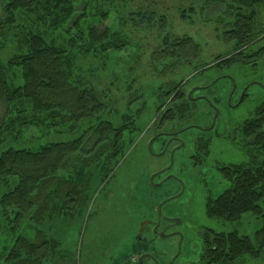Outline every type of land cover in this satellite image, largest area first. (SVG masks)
<instances>
[{
    "label": "rangeland",
    "instance_id": "obj_1",
    "mask_svg": "<svg viewBox=\"0 0 264 264\" xmlns=\"http://www.w3.org/2000/svg\"><path fill=\"white\" fill-rule=\"evenodd\" d=\"M261 1L257 17L262 23L260 30H264V0ZM95 4L109 15L105 21L96 18L92 22L125 35L129 45L106 56L81 57L76 77L83 79L85 87L98 91L106 106L102 109L105 121L120 126L124 116L132 113L136 122H129V126L140 131L132 134L133 129L128 128L132 142L129 140L131 146L126 157L92 197L85 213L80 210L79 216L73 220L65 212L54 214L48 224L31 225L25 235L34 236L38 229L47 238L58 242L59 251L50 257V264H135L139 254L144 252L150 254L156 264H200L195 245L199 246L198 238H201L203 228L216 233L238 232L242 236L254 237L263 226L261 218L245 215L234 224L222 223L211 218L206 207L207 198H216L228 187L217 167L248 162L247 148L244 152L243 147L239 148L231 140L188 129L182 133L186 143L184 153H187L185 158L181 156L184 160L176 157L174 161V157L168 154L154 158L143 150L150 136L158 132L156 126L162 119L159 116L162 110L166 108L169 112L173 104L175 107L183 103L173 99L179 90L185 91L187 98L191 88L206 86L223 74L231 77L240 88L243 84L254 85L264 78V60L257 67L248 66L247 62L219 63L239 55L236 43L224 39L230 29L228 24L234 20L232 11L221 0H96ZM180 38L193 39L199 48L190 45L179 51L172 42ZM253 46L254 49L249 48L251 52L256 47H264V35L263 42L261 36ZM9 51L2 58L6 59ZM215 63L216 67L212 68ZM216 89L231 90V85L224 79ZM250 94L240 107L230 109V113L225 103L219 123H224L228 117L236 121L248 120L264 102L258 88L252 87ZM188 106L186 114L173 110V120L164 126L178 132L189 126L206 127L211 123L214 112L206 103L190 102ZM3 111L4 104L0 100V117ZM238 123L230 121L227 131L223 127L220 129L222 134L237 138L234 129ZM41 133L32 132L29 139L37 144ZM196 136H211L208 149L194 148ZM92 149V145H87L83 151L88 154ZM193 151L198 154L197 159H203L202 164L195 166L188 159ZM165 167L170 168L172 177L165 184L158 178L152 182V174ZM68 172L71 173V169ZM156 186L158 188H154ZM163 200L169 201L161 207L160 214L182 220V224L176 227L178 235L175 238L162 239L153 233L157 223L156 210ZM61 205L59 209H62ZM69 206L70 213L73 204L70 202ZM262 208L264 211V202ZM5 245L0 241V247ZM145 262L153 264L148 260ZM238 264H264V259L247 258Z\"/></svg>",
    "mask_w": 264,
    "mask_h": 264
},
{
    "label": "trees",
    "instance_id": "obj_2",
    "mask_svg": "<svg viewBox=\"0 0 264 264\" xmlns=\"http://www.w3.org/2000/svg\"><path fill=\"white\" fill-rule=\"evenodd\" d=\"M95 1L0 0V241L6 244L0 247V264H50L59 244L38 229L27 237L31 225L48 224L54 214L65 212L73 220L80 210L85 213L131 146L127 130L136 122L132 113L120 126L105 121L106 106L98 91L76 77L81 57L98 58L129 45L125 35L92 22L109 15ZM221 3L234 18L224 39L236 43L239 54L221 64L259 62L264 48L258 53L249 48L264 35L257 17L262 1ZM172 44L181 52L190 45L199 48L191 38ZM258 107L241 129L249 161L221 171L228 187L209 199L207 213L228 224L252 215L261 218L263 226L254 237L238 232L210 235L202 264L264 259V102ZM168 114L165 122L173 120L174 113ZM37 131L42 133L35 144L29 135ZM87 145L93 149L85 154Z\"/></svg>",
    "mask_w": 264,
    "mask_h": 264
},
{
    "label": "flooded vegetation",
    "instance_id": "obj_3",
    "mask_svg": "<svg viewBox=\"0 0 264 264\" xmlns=\"http://www.w3.org/2000/svg\"><path fill=\"white\" fill-rule=\"evenodd\" d=\"M262 42H263V35H262ZM250 48L254 49V46L251 45ZM262 48H264L262 46ZM262 48L257 49V47L255 48L256 53H258ZM247 49V48H246ZM245 49V50H246ZM257 60H259V62H254L252 65H250L251 67H257L259 66L262 61L264 60V58H257ZM224 62L223 60L220 61L219 63ZM217 63V64H219ZM249 66V65H248ZM216 67V63L214 64V66H212V68ZM227 80V83L229 85H231V90H226V89H216V87L222 82V80ZM252 87H256L258 88V90L260 91V93H262V96H264V78L262 79V81H259L258 83H255L254 85L249 84H243V86L240 87H236L235 81L232 80L231 77L226 76V75H218L215 80H213L211 83L207 84L206 86H194L193 88H191V91L189 92V94H187V98H185V91L183 90H179L178 95H174L173 99H175V101L177 103L182 102L183 103H179L174 107L173 105L169 108L173 110H175L176 112H180V114H186L189 111V106L188 103H200V102H204L206 103L214 112V115L212 117V121L211 123L204 127V126H189L187 128H184L181 131L178 132H172L170 129L168 130V127L164 126L165 124L167 125L170 121H166L164 120V118L166 116H168V112L167 109H163L162 113L159 114V116L162 118L160 122H158L159 124L156 126L158 127V132L156 134H154V136H150V138L147 141V147L143 150H145V152L154 157V158H159V157H163L166 156L167 154L170 155V157H174V161L175 158L177 157L178 159H182L184 160L185 158V154L184 153V149L186 147V143L184 138H182V133H184L185 131L189 130H195L198 131L201 134H205V135H210L213 134V138L216 137L217 139H225L226 141H230L235 145L238 144L239 148L243 147V150L245 152V139L243 137V135L241 134V129L242 126L245 124L246 120H237L236 119H231V118H226V120H224V123L220 122L219 123V116L221 115L222 111L221 109L223 108V106L225 105V103H227V108H228V112L230 113V109L234 110L238 107H240L245 101L246 99H248V97L252 94H250L251 88ZM211 89V91H210ZM200 93V94H199ZM194 94H198V96L193 97ZM226 98V101H225ZM186 100H189V102H186ZM235 100V102H234ZM172 101V100H171ZM176 104V103H175ZM224 110V109H223ZM227 112V113H228ZM172 115V114H171ZM217 115V116H215ZM174 115H172L173 117ZM215 116V117H214ZM239 122L236 126L235 130V135L237 138H231L228 134H222L221 132V128L223 127L224 129L229 128V122ZM155 127V128H156ZM152 128V127H151ZM140 131V130H138ZM149 131H146V135L147 133H149ZM139 134V133H138ZM145 136V133H144ZM226 136V137H225ZM197 137V136H196ZM194 138V148H202V149H208L209 147V143H210V137H197ZM241 140V142H237V140ZM237 142V143H236ZM193 148V149H194ZM209 152H206V155H208ZM189 154V153H188ZM198 154L196 152L193 151V153L188 157V159L190 161L194 162V165L197 166L199 164L203 163V159L200 157L197 159ZM181 156H184V158H182ZM241 163V162H240ZM240 163L237 164H233V165H240ZM233 165H225L223 167H217V171L221 172L223 169L233 166ZM170 168L169 167H165V168H160L159 170H157L156 172H154L152 174V182H155V178L160 179V183L163 182V184H165L170 178L172 177V175L170 174ZM222 178L224 179V175L221 172ZM169 178V179H168ZM172 179V178H171ZM225 182H227L224 179ZM155 185V184H154ZM161 185H159L158 187H160ZM157 186L154 188H158ZM209 199L211 198H207V205L209 203ZM167 200V199H166ZM163 200L159 202V205L156 212H157V223L153 228V233L155 234L156 237L161 238L160 234H164L166 236V238H162V239H171V238H175L177 234V226L182 224V220H178L176 218H171L168 216H163V214L161 212V207L163 208L164 206H166V204L168 203V201ZM207 207V206H206ZM208 214V213H207ZM202 235L201 238H198L199 241V246L195 245V249H198V257L199 260L198 262L200 264L201 263V255L203 253V250L207 245V243L209 242V240L212 239V237L214 236V234L216 233L214 230L210 229V228H203V231H201ZM210 237V235H212ZM217 234H222V233H217ZM177 237V236H176ZM198 244V243H197ZM145 260L152 262L153 264L155 263V260L153 259V257L150 254H146V252L142 253V255L140 257H138V259L136 260L135 264H146ZM129 263V262H128ZM174 262H170L169 264H173Z\"/></svg>",
    "mask_w": 264,
    "mask_h": 264
},
{
    "label": "water",
    "instance_id": "obj_4",
    "mask_svg": "<svg viewBox=\"0 0 264 264\" xmlns=\"http://www.w3.org/2000/svg\"><path fill=\"white\" fill-rule=\"evenodd\" d=\"M161 238H166V236L164 234H160Z\"/></svg>",
    "mask_w": 264,
    "mask_h": 264
}]
</instances>
